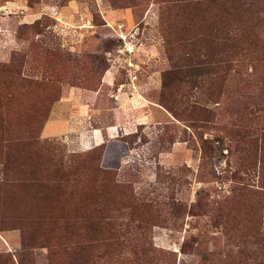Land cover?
<instances>
[{"label": "rangeland", "instance_id": "rangeland-1", "mask_svg": "<svg viewBox=\"0 0 264 264\" xmlns=\"http://www.w3.org/2000/svg\"><path fill=\"white\" fill-rule=\"evenodd\" d=\"M201 2L0 0V264H264V0Z\"/></svg>", "mask_w": 264, "mask_h": 264}, {"label": "crops", "instance_id": "crops-1", "mask_svg": "<svg viewBox=\"0 0 264 264\" xmlns=\"http://www.w3.org/2000/svg\"><path fill=\"white\" fill-rule=\"evenodd\" d=\"M61 114V115H60ZM57 114L56 111H52L49 118L43 126V133L46 136H56L61 133L68 132L71 128V117L68 112ZM107 133V129L100 130L99 137L103 138V135ZM98 144V142H97Z\"/></svg>", "mask_w": 264, "mask_h": 264}, {"label": "trees", "instance_id": "trees-1", "mask_svg": "<svg viewBox=\"0 0 264 264\" xmlns=\"http://www.w3.org/2000/svg\"><path fill=\"white\" fill-rule=\"evenodd\" d=\"M175 3H177V7L179 8H187L188 6H194V5H199L200 3H202V0H174ZM223 1V2H221ZM232 1L235 0H209V3L211 2L213 5H215L216 3H227L230 2L232 4ZM106 148V147H105ZM105 148L103 147V152L105 151Z\"/></svg>", "mask_w": 264, "mask_h": 264}]
</instances>
